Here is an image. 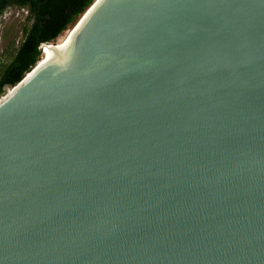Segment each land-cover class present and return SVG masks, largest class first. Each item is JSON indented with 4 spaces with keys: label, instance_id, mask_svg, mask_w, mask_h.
<instances>
[{
    "label": "water",
    "instance_id": "95a60500",
    "mask_svg": "<svg viewBox=\"0 0 264 264\" xmlns=\"http://www.w3.org/2000/svg\"><path fill=\"white\" fill-rule=\"evenodd\" d=\"M75 23L3 86L0 264H264V0Z\"/></svg>",
    "mask_w": 264,
    "mask_h": 264
},
{
    "label": "trees",
    "instance_id": "16d2710c",
    "mask_svg": "<svg viewBox=\"0 0 264 264\" xmlns=\"http://www.w3.org/2000/svg\"><path fill=\"white\" fill-rule=\"evenodd\" d=\"M93 2L94 0H0V15L8 6L26 9L20 41L10 61L0 70V94L3 86L15 84L36 65L41 56L38 51L40 44L51 43L69 25H74Z\"/></svg>",
    "mask_w": 264,
    "mask_h": 264
},
{
    "label": "rangeland",
    "instance_id": "374dc122",
    "mask_svg": "<svg viewBox=\"0 0 264 264\" xmlns=\"http://www.w3.org/2000/svg\"><path fill=\"white\" fill-rule=\"evenodd\" d=\"M25 13L26 11L24 9H16L14 7H11L5 10L0 18V70L6 63L10 61L14 50L17 47L18 42L20 41L21 30L25 23ZM72 25H69L65 31L58 35V37H56V39L49 44L55 46L60 41L65 39L73 29V27L70 28ZM38 59L40 60V56L38 57ZM6 89L7 92L10 90H8V88L2 89V92L0 94V101L4 99V96L2 95Z\"/></svg>",
    "mask_w": 264,
    "mask_h": 264
},
{
    "label": "bare ground",
    "instance_id": "6f19581e",
    "mask_svg": "<svg viewBox=\"0 0 264 264\" xmlns=\"http://www.w3.org/2000/svg\"><path fill=\"white\" fill-rule=\"evenodd\" d=\"M95 1V0H94ZM90 7V6H89ZM88 7V8H89ZM87 10V9H86ZM85 13V12H84ZM76 24V23H75ZM75 26V25H73ZM66 39V38H65ZM63 39L62 41H60L57 45H51V44H43L41 45L42 47V50H41V57H40V60L37 62V67L36 69L38 68H42L43 64H47L49 63L48 59H52V57L54 56V54L57 52V50L59 49V47L61 46V44L63 43V41L65 40ZM40 47V49H41ZM43 61H48V62H43ZM45 65V66H47ZM32 74H27L25 80H23V82L21 84H19V86L15 87V88H10V90L7 92V89L5 90V92L3 93L2 96H4V99H2L0 101V107L5 103V101H7L8 99L12 98L15 94H16V91L17 89L22 85L24 84L27 79L30 78ZM7 92V93H6Z\"/></svg>",
    "mask_w": 264,
    "mask_h": 264
},
{
    "label": "flooded vegetation",
    "instance_id": "af4514ba",
    "mask_svg": "<svg viewBox=\"0 0 264 264\" xmlns=\"http://www.w3.org/2000/svg\"><path fill=\"white\" fill-rule=\"evenodd\" d=\"M11 7H14V6H8V7H5L4 10L2 11L1 15H0V18H1V16H2L3 12H4L5 10L11 8ZM14 8H16V7H14ZM16 9H18V8H16ZM23 9L26 11L25 8H23ZM25 14H26V13H25ZM41 50H42V47H41V49H40V52H41ZM2 89H3V88H2ZM8 90H9V89H8Z\"/></svg>",
    "mask_w": 264,
    "mask_h": 264
},
{
    "label": "clouds",
    "instance_id": "9594fccd",
    "mask_svg": "<svg viewBox=\"0 0 264 264\" xmlns=\"http://www.w3.org/2000/svg\"><path fill=\"white\" fill-rule=\"evenodd\" d=\"M44 44H46V43H44ZM47 44H49V43H47ZM41 45H43V44H40L39 46H38V51H40V47H41ZM41 57V56H40Z\"/></svg>",
    "mask_w": 264,
    "mask_h": 264
}]
</instances>
